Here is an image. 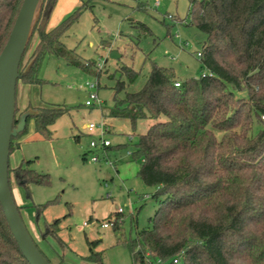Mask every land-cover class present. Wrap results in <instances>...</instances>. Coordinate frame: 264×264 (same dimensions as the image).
Returning a JSON list of instances; mask_svg holds the SVG:
<instances>
[{
  "label": "trees",
  "instance_id": "trees-1",
  "mask_svg": "<svg viewBox=\"0 0 264 264\" xmlns=\"http://www.w3.org/2000/svg\"><path fill=\"white\" fill-rule=\"evenodd\" d=\"M23 1L0 0V54ZM57 1L44 0L31 39L36 44L34 62L24 73L25 51L18 82L41 85L39 74L46 58L70 54L62 37L81 10L48 30ZM188 19L206 35L199 53L206 72L181 81L172 68L153 63L145 86L126 94L112 110V115L126 118L133 128L139 120L152 121L138 136L132 156L140 162L138 177L156 189L153 198L158 203L152 228L118 243L129 249L133 264H264V0H190ZM126 73L130 80L137 75L129 68ZM123 87L118 84L119 91ZM36 110L24 132L12 139L11 151L20 148L31 121L36 133L52 138L50 128L70 109ZM19 120L16 115L14 127ZM12 179L26 189L50 184L48 174L29 167H9L10 188ZM120 215L109 218L116 230ZM59 222L45 223V230H39L42 244L51 238L58 246H66L59 236ZM30 235L51 264H64V257L58 252L49 256ZM88 244L86 261L104 264L96 251L100 241ZM0 264H29L1 204Z\"/></svg>",
  "mask_w": 264,
  "mask_h": 264
},
{
  "label": "rangeland",
  "instance_id": "rangeland-1",
  "mask_svg": "<svg viewBox=\"0 0 264 264\" xmlns=\"http://www.w3.org/2000/svg\"><path fill=\"white\" fill-rule=\"evenodd\" d=\"M189 6L190 0H58L52 11L48 30L81 10L62 37L70 54L46 58L39 74L41 85L18 82L16 115L21 118L26 111L48 106L70 110L50 128V139L36 133L31 121L20 148L10 154L11 170L29 167L48 174L50 184L26 189L12 179L11 191L33 238L49 256L58 252L64 257V264H93L85 259L90 255L89 241H100L96 251L104 264H133L129 249L118 239H135L138 232L153 226L156 189L138 177L140 162L132 156L138 136L152 121L139 120L133 128L126 118L112 115V110L126 94L145 86L153 63L172 68L181 81L206 72L199 62L206 35L188 19ZM30 42L22 63L24 73L34 60L36 44ZM127 68L137 73L133 80ZM87 83H98L102 105L86 106ZM119 83L124 85L120 91ZM103 121L104 138L110 143L105 149L100 131L87 129L90 123ZM93 140L97 148L91 147ZM95 155L97 162L91 160ZM120 211L116 230L109 218L113 220ZM38 219L42 231L45 223L59 220V236L66 246H58L51 238L42 244L35 224ZM104 223L109 227L104 228Z\"/></svg>",
  "mask_w": 264,
  "mask_h": 264
},
{
  "label": "water",
  "instance_id": "water-1",
  "mask_svg": "<svg viewBox=\"0 0 264 264\" xmlns=\"http://www.w3.org/2000/svg\"><path fill=\"white\" fill-rule=\"evenodd\" d=\"M43 0H24L9 39L0 54V204L12 235L29 264H51L37 248L15 202L9 183L12 139L24 132L28 119L38 114L29 110L15 125L17 82L22 57L40 17ZM34 60L25 73L29 72Z\"/></svg>",
  "mask_w": 264,
  "mask_h": 264
},
{
  "label": "built area",
  "instance_id": "built-area-1",
  "mask_svg": "<svg viewBox=\"0 0 264 264\" xmlns=\"http://www.w3.org/2000/svg\"><path fill=\"white\" fill-rule=\"evenodd\" d=\"M197 1H202V0H197ZM176 86H179V83H176ZM87 87H88V91H89V99L86 101V106L87 107H93V106H100L102 105V101L100 100L99 98V95L98 93L96 92L97 88H98V83H93V84H90V83H87ZM263 120H264V117H263ZM88 131L90 133H93L95 131H100L101 133V137L99 138V141L101 142L102 146H103V149H105L106 147L110 146V143L104 138L106 133V125L103 122H99V123H90L87 127ZM132 139V138H131ZM98 144H97V141L93 140L91 142V147L92 148H97ZM91 160L93 162H97L99 160V157L98 156H93L91 158ZM121 213V211L119 212ZM104 228H108L109 227V224L108 223H104L102 225Z\"/></svg>",
  "mask_w": 264,
  "mask_h": 264
}]
</instances>
